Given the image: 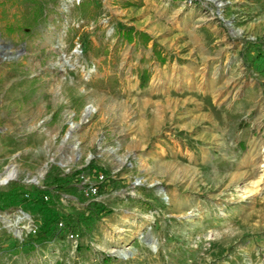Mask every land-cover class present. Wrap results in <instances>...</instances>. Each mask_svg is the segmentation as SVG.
Returning <instances> with one entry per match:
<instances>
[{
    "label": "rangeland",
    "instance_id": "1",
    "mask_svg": "<svg viewBox=\"0 0 264 264\" xmlns=\"http://www.w3.org/2000/svg\"><path fill=\"white\" fill-rule=\"evenodd\" d=\"M0 264H264V0H0Z\"/></svg>",
    "mask_w": 264,
    "mask_h": 264
},
{
    "label": "trees",
    "instance_id": "2",
    "mask_svg": "<svg viewBox=\"0 0 264 264\" xmlns=\"http://www.w3.org/2000/svg\"><path fill=\"white\" fill-rule=\"evenodd\" d=\"M119 33H120V35L123 36L124 39H131V37L128 36L127 32L120 31ZM138 35H139L140 39H142V41L144 43H148L150 41V37L147 34H145L143 32H139ZM126 36L128 38H126ZM154 54L157 57H160V52L155 48V45H154ZM138 75H139V78H140V84L144 85L148 81V77H149L147 71L143 70V71H141V73L139 72ZM25 201H26V199H25Z\"/></svg>",
    "mask_w": 264,
    "mask_h": 264
},
{
    "label": "bare ground",
    "instance_id": "3",
    "mask_svg": "<svg viewBox=\"0 0 264 264\" xmlns=\"http://www.w3.org/2000/svg\"><path fill=\"white\" fill-rule=\"evenodd\" d=\"M16 177V171L12 169H9L4 177V182L8 181L10 179H13Z\"/></svg>",
    "mask_w": 264,
    "mask_h": 264
},
{
    "label": "built area",
    "instance_id": "4",
    "mask_svg": "<svg viewBox=\"0 0 264 264\" xmlns=\"http://www.w3.org/2000/svg\"><path fill=\"white\" fill-rule=\"evenodd\" d=\"M90 191H91V193H95V191H96V187H91L90 188ZM60 224H62V223H60ZM70 237H73V235L72 234H70Z\"/></svg>",
    "mask_w": 264,
    "mask_h": 264
},
{
    "label": "water",
    "instance_id": "5",
    "mask_svg": "<svg viewBox=\"0 0 264 264\" xmlns=\"http://www.w3.org/2000/svg\"><path fill=\"white\" fill-rule=\"evenodd\" d=\"M86 112H88L90 109H89V107H86ZM71 132V129H69L68 131H67V133H66V137L69 135V133Z\"/></svg>",
    "mask_w": 264,
    "mask_h": 264
}]
</instances>
